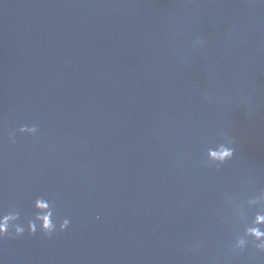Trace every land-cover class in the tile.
<instances>
[{"label":"water","instance_id":"obj_1","mask_svg":"<svg viewBox=\"0 0 264 264\" xmlns=\"http://www.w3.org/2000/svg\"><path fill=\"white\" fill-rule=\"evenodd\" d=\"M262 189L264 4L0 0V209L57 196L70 220L0 264H264L230 253L225 203Z\"/></svg>","mask_w":264,"mask_h":264},{"label":"clouds","instance_id":"obj_2","mask_svg":"<svg viewBox=\"0 0 264 264\" xmlns=\"http://www.w3.org/2000/svg\"><path fill=\"white\" fill-rule=\"evenodd\" d=\"M258 2L264 4V0ZM17 132L35 136L38 128L35 124H23L18 129H13L8 136L13 144L16 143ZM235 151L234 140L224 137L214 147L207 149L206 161L219 170L221 165L233 159ZM57 198L36 195L31 201L33 212L26 220L22 219L21 211L15 206L7 210L0 209V241L17 239L25 234L35 236L39 233L45 237H52L57 232L66 231L70 226V220L67 217L60 218L61 213L55 203ZM225 203L231 209V226L234 229L229 245L230 253L241 255L246 250L253 249L256 253L264 255V189L243 199L226 195ZM198 247V244L193 245L188 251L191 252Z\"/></svg>","mask_w":264,"mask_h":264}]
</instances>
